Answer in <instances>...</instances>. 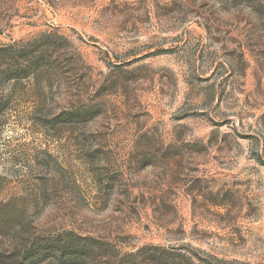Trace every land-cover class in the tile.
<instances>
[{"label":"rangeland","instance_id":"obj_1","mask_svg":"<svg viewBox=\"0 0 264 264\" xmlns=\"http://www.w3.org/2000/svg\"><path fill=\"white\" fill-rule=\"evenodd\" d=\"M0 264H264V0H0Z\"/></svg>","mask_w":264,"mask_h":264},{"label":"trees","instance_id":"obj_2","mask_svg":"<svg viewBox=\"0 0 264 264\" xmlns=\"http://www.w3.org/2000/svg\"><path fill=\"white\" fill-rule=\"evenodd\" d=\"M0 51H7L13 59L14 67L8 68L3 72L7 74L6 76L10 75V72H13L15 75H26L27 72H31L33 70L34 60L32 57L27 55L20 54V51L14 50L13 46H8L7 48L0 49Z\"/></svg>","mask_w":264,"mask_h":264}]
</instances>
